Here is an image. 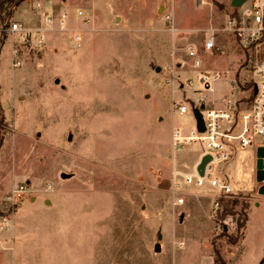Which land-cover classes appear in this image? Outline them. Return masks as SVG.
<instances>
[{
	"label": "rangeland",
	"instance_id": "1",
	"mask_svg": "<svg viewBox=\"0 0 264 264\" xmlns=\"http://www.w3.org/2000/svg\"><path fill=\"white\" fill-rule=\"evenodd\" d=\"M231 10V0H26L12 8L0 21L4 216L32 201L20 220L32 229L46 223L68 264H214L216 249L225 264H252L258 247L246 244L238 221L257 194L256 148L227 165L242 197L237 214L223 218L214 191L181 175L206 146L174 152L171 144L173 127L188 134L195 126L177 103L209 95L190 45L203 68L222 73L210 98L251 94L255 56L222 30ZM212 29L216 47L207 51ZM186 79L194 85L182 89ZM174 183L182 206L173 203ZM20 186L26 191L14 199Z\"/></svg>",
	"mask_w": 264,
	"mask_h": 264
},
{
	"label": "built area",
	"instance_id": "2",
	"mask_svg": "<svg viewBox=\"0 0 264 264\" xmlns=\"http://www.w3.org/2000/svg\"><path fill=\"white\" fill-rule=\"evenodd\" d=\"M37 6H40L37 4ZM232 7L231 12L225 17L223 31L231 33L241 46L249 50L255 56L254 73L255 81L251 94L246 97L233 98L228 94H222L220 98H210L215 93V82L222 73L203 68V60L200 50L196 45L187 48V55L193 60L192 66L200 70V82L205 92L199 99L186 98L177 103L175 111L181 115L191 114L195 120V126L188 134L183 133L180 127H173L171 144L174 152L186 149L193 143L201 142L206 148L200 153L199 160L193 171L181 173L183 182L187 186L201 188L209 187L215 193L214 204L218 210L220 198H241L240 191L236 190L233 178L227 171V165L232 164L238 151L256 148L257 169L254 174V184L259 190L264 186V178L259 180V172H264V155L259 154L260 148H264V0H246L239 7ZM13 31L19 29V24L12 25ZM219 30L212 29L207 34L203 48L212 51L216 47V35ZM233 83V82H231ZM192 79L183 81L185 86L191 88ZM196 92V90H194ZM198 109L203 117L204 131L198 128L195 110ZM211 156V160L205 165L204 174L201 175L198 166L204 156ZM259 161L262 167L259 168ZM225 165V166H221ZM177 183H174V205L185 204V197L181 194ZM25 187L20 186L13 191L14 199L25 193ZM8 217H3L1 227L8 226ZM180 245H183L181 243Z\"/></svg>",
	"mask_w": 264,
	"mask_h": 264
},
{
	"label": "crops",
	"instance_id": "3",
	"mask_svg": "<svg viewBox=\"0 0 264 264\" xmlns=\"http://www.w3.org/2000/svg\"><path fill=\"white\" fill-rule=\"evenodd\" d=\"M263 200L254 201L245 227L246 244L253 243L258 247L252 255V264H264V250L260 249L264 239ZM32 207V201L24 200L9 219L8 226L1 227L0 223V264H68L63 262L62 254L57 250V239L46 234V223L39 229H32L31 223L20 220L19 209L30 211Z\"/></svg>",
	"mask_w": 264,
	"mask_h": 264
},
{
	"label": "trees",
	"instance_id": "4",
	"mask_svg": "<svg viewBox=\"0 0 264 264\" xmlns=\"http://www.w3.org/2000/svg\"><path fill=\"white\" fill-rule=\"evenodd\" d=\"M26 0H0V21L1 24H6L7 18L11 16L12 14V8L18 7L22 2ZM9 10V11H8ZM8 11L7 13H5ZM5 13V14H4ZM7 126L6 124V119L5 115L3 112L2 107L0 106V149L3 146L4 139H5V127ZM220 205L221 209L218 212V216L220 217H226L227 215H234L237 214V212L234 210V207L239 203V200L237 198L233 199L232 201H225L224 198H220ZM249 204L247 202L243 203V208L248 209ZM222 211V212H221ZM220 214V215H219ZM0 216H4L3 212L0 210ZM245 219L242 221H238V227L245 228L247 219H248V213L244 214ZM214 264H225V261L223 260L222 256L220 255V252L216 249L215 250V257H214Z\"/></svg>",
	"mask_w": 264,
	"mask_h": 264
},
{
	"label": "water",
	"instance_id": "5",
	"mask_svg": "<svg viewBox=\"0 0 264 264\" xmlns=\"http://www.w3.org/2000/svg\"><path fill=\"white\" fill-rule=\"evenodd\" d=\"M245 1H246V0H231V6H233V7H239V6H241V5L243 4V2H245ZM58 81H59V80H57V82H58ZM195 115H196V118H197V122H198V128H199V130H200V131H204L205 126H204L203 117H202L201 112H200L198 109L195 110ZM259 154H260V155H264V148H260V150H259ZM210 160H211V156H209V155L204 156V157L202 158V161H201V163H200L199 166H198V170H199V172H200L201 175L204 174L205 165H206ZM258 166H259V168L262 167V162H261V161H259V165H258ZM70 176H71V175L66 174V173H63V174H62V177H63V178H69ZM263 178H264V172L260 171V172H259V177H258V179H259V180H262ZM259 192H260V194L264 195V186H262V187L260 188ZM161 237H162V236L160 235L159 238H161ZM155 251H156V252H160V251H161V244H160V243H157V244L155 245Z\"/></svg>",
	"mask_w": 264,
	"mask_h": 264
}]
</instances>
